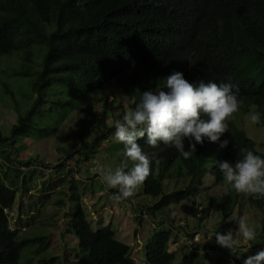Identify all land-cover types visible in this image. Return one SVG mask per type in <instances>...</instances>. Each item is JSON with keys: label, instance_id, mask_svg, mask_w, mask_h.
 I'll return each mask as SVG.
<instances>
[{"label": "trees", "instance_id": "trees-1", "mask_svg": "<svg viewBox=\"0 0 264 264\" xmlns=\"http://www.w3.org/2000/svg\"><path fill=\"white\" fill-rule=\"evenodd\" d=\"M0 59L10 62L5 67L0 64V100L16 114L8 134H0V264H19L25 249L36 254L37 264H62L59 258L43 255L49 245L47 236L21 237L1 216L14 207L17 194L30 191L26 185L31 180L18 167L14 169L16 163L23 167L30 164L19 161L20 157L13 159L19 154L13 147L16 141L20 144V140L28 138L39 141L54 136L72 114L85 107L92 94L105 96L110 81L116 82L121 96L127 95L130 108L126 106L116 116L114 108L104 102L94 108L95 122L74 121L80 129L77 136L82 139L84 162L92 159L94 150L115 132L107 119L120 118L145 91H167L164 79L173 72L183 73L193 86L201 81L235 85L242 111L247 112L255 104L261 108L260 123L264 125V0H0ZM22 78L29 81L33 99L27 91L16 94L15 81L21 83ZM201 118L207 117L201 114ZM83 125L93 130L91 142L86 140L87 130H81ZM233 128L229 122L228 132L217 142L204 138L202 144L195 145L189 159L162 143L153 149L146 143V136L138 139L143 151L150 155L155 152L159 160L158 164L152 161L151 174L138 187L151 198L140 213H159L157 216L168 223L164 216L171 207L187 202L183 209L190 212L196 204L203 207V215H219L221 220L212 231L225 233L230 217L238 210L240 213L242 204L238 201L241 193L224 181L219 162L234 165L242 155L241 149L264 159V154L243 138L244 132L234 136ZM225 139L229 144L221 148L220 141ZM184 144L188 150V138ZM116 145L120 154L118 167L124 146L120 142ZM206 176H211L213 183L225 185L226 192L217 198L197 195L204 189ZM64 181V177H58L43 193ZM83 194L86 193L72 195L67 223L68 233L78 240L76 264H135L132 248L118 241L110 226L90 229L81 205ZM44 198L49 194L39 200ZM246 200L261 211L263 233L264 197L248 195ZM134 219L139 222L141 217ZM173 229L169 224L168 229L159 228L147 239L145 263H174L176 250L170 248L183 247V242L177 240ZM184 234L193 240L192 234ZM258 238L264 242V234ZM215 242L188 241L190 249L185 251L181 264H201L200 259L206 256L203 253L217 256L214 264H244L238 261L237 250L232 254Z\"/></svg>", "mask_w": 264, "mask_h": 264}, {"label": "rangeland", "instance_id": "rangeland-1", "mask_svg": "<svg viewBox=\"0 0 264 264\" xmlns=\"http://www.w3.org/2000/svg\"><path fill=\"white\" fill-rule=\"evenodd\" d=\"M9 63L0 59V64L3 67ZM25 80V78H22L21 83L15 81L16 94L27 91L33 99L34 95H32V91L28 86L29 81ZM104 94L105 96L98 92L92 94V98L88 100L85 107L72 114L54 136L39 141L28 138L20 140V144H18V141L15 142L13 148H17L19 154L13 155V159L20 157L19 161L22 160L30 166L23 167L16 163L14 169L18 167L20 172L24 173L23 176L31 180V183L26 185L30 188V191L26 192L25 195L17 194L14 207L1 213V216L9 220L10 226L17 229L21 237L47 236L49 245L43 253L46 258H59L62 264H76L75 255L78 252V240L73 233H68L67 223L73 206L72 195H80L85 192L86 194H83L81 198V205L90 229L96 231L99 228L110 226L115 232V238L132 248L131 257L134 259L135 264H147L144 261V245L157 229H168L169 224L174 226L173 231L177 235V240L183 242V247L177 248L178 246L172 245L170 248L171 251L176 250L173 264H181L185 251L190 249V245L187 244L188 241L200 243V240H205L206 243L211 244L215 242V238L210 236L209 231L214 233L212 228L218 225L221 217L210 212L203 215V207L196 204L194 205L196 208L188 212L183 209L187 202H182L169 209V213L164 216L168 221L166 223L157 216L159 213H155L153 216L140 213V208L149 205L151 198L143 195L139 188L136 189L132 197L121 200L115 199L117 190L109 188L101 180L97 171L101 166L111 169L117 167L120 154L116 145L119 141L115 138V132L110 134L108 140L102 141L98 148L94 150L96 153H91H94L92 159L84 162V151L81 148L82 139L77 136V131H80V129H78V124L74 122L76 119L81 120L82 124L87 121L90 123L95 122L94 108L97 104L104 102L114 108L113 114H116V116L122 110H126V106L127 109L130 108V100L122 99L115 81H110L106 85ZM6 99L10 100L9 97ZM7 106L5 101L0 100L1 135L8 134L9 127L16 122V114L11 112ZM249 117L250 115L242 116L241 126L256 143V150L264 154V129L258 124H252ZM107 121L108 126L113 125L112 118L107 119ZM90 123H88L89 126ZM84 128L87 130L85 132L86 140L91 142L93 140V130L90 131L89 127L81 126L82 131H84ZM81 138L84 139V133ZM69 154H74L71 159L66 158ZM58 177H64V183H57L51 191L48 190L43 193L50 183L57 181ZM8 181L7 178L6 182ZM213 182L211 176H206L203 183L204 189L199 191L197 195L199 193L201 196L209 194L213 198H217L220 194L226 192L227 187L225 185ZM170 188L172 187L170 186ZM43 194H49V198L39 200V197ZM247 196L248 194L245 193L240 194V200H238L242 204L240 213H238L239 210L234 212L225 230L226 233L231 229L234 239L240 241L236 248L240 254L239 262L264 250V242L258 238L261 234H264V231L262 233V224H260L262 213L247 202ZM58 201H61V203L58 204ZM167 210L168 208L164 211ZM134 216L141 217L140 221L135 220ZM200 218L202 219L199 220ZM241 219L255 228L256 239L248 242L251 247L244 244L242 237L236 232L238 222ZM185 231L193 235L191 238L193 240L185 237ZM215 244L217 243L215 242ZM26 250H23L22 253L25 254L19 264H37L38 257H36V254L26 252ZM209 254L203 253L206 256L200 259L201 264L215 263L218 257L213 256L212 253ZM65 258L66 260H64Z\"/></svg>", "mask_w": 264, "mask_h": 264}, {"label": "clouds", "instance_id": "clouds-1", "mask_svg": "<svg viewBox=\"0 0 264 264\" xmlns=\"http://www.w3.org/2000/svg\"><path fill=\"white\" fill-rule=\"evenodd\" d=\"M164 81L163 88L167 91L157 88L143 92L134 107L113 121L115 138L124 146L123 159L115 169L101 166L97 171L109 188L117 190V200L132 197L151 174L152 161L159 163L155 152L151 155L145 153L137 143L145 136L146 143L153 149L159 148L162 143L174 147L184 159H189L195 153L196 144H202L204 138L210 142L219 141L228 132V123L231 122L234 136L243 131V138L250 140L252 148L256 150V143L247 135L241 123L242 116L250 115V122L264 129L260 123L261 108L252 104L247 112H243L238 100L239 89L235 85L201 81L198 86H193L181 72H173ZM122 99L126 100L127 95H123ZM201 114L207 118H201ZM185 138L190 141L188 150H185ZM192 140L195 144L191 143ZM228 144L227 139L220 141L221 148H226ZM240 151L242 155L234 165L219 162L224 181L237 193L252 195L257 199L264 197V159L250 150ZM236 232L244 244L256 239L255 228L243 219L239 220ZM213 235L219 246L227 248L232 254L237 250L240 241L234 239L231 229ZM262 261L264 250L242 262L261 264Z\"/></svg>", "mask_w": 264, "mask_h": 264}]
</instances>
